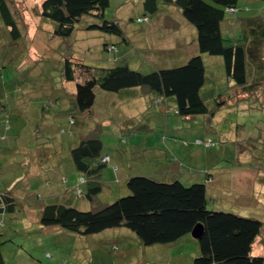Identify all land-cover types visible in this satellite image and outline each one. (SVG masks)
Returning <instances> with one entry per match:
<instances>
[{
	"label": "rangeland",
	"instance_id": "obj_1",
	"mask_svg": "<svg viewBox=\"0 0 264 264\" xmlns=\"http://www.w3.org/2000/svg\"><path fill=\"white\" fill-rule=\"evenodd\" d=\"M6 1L16 23L7 24L0 12V190L12 191L18 201L15 212L0 215L6 264H87L92 258L93 264H193L199 247L192 234L173 244L144 246L127 228L108 229L93 235L100 241L93 250L87 236L74 234V241H62V235L49 229L60 226L40 224L36 201L97 209L126 195L131 175L164 181L178 174L186 185L207 180L209 208L264 221V90L241 94L226 76L221 56L202 53L207 79L201 95L210 113L185 118L174 105L167 108L153 100L147 87L137 94L100 86L95 87L92 110L65 111L74 107L76 92V82L64 77L66 57L83 61L93 71L128 63L150 72L182 65L200 53L198 30L179 7L160 3L159 12L150 14L145 0H110L105 17L119 22L125 41L121 35L87 28L96 19L88 16L70 37L61 38L54 35L55 23L40 15L43 0ZM145 14L150 20L139 21ZM254 16L264 20V0H238L237 9L228 10L220 23L223 36L245 42V18ZM111 43L117 49H109ZM76 75L80 80L87 76L84 70ZM218 94L223 101L217 103ZM114 99L116 104L111 103ZM96 126L103 151L112 160L103 170L102 190L91 201L79 192L86 191V184L70 146ZM35 164L36 172L29 173ZM207 169L214 175L211 182ZM241 181H250L249 186L242 187ZM112 237L123 241L119 248L108 243ZM253 254H264V226Z\"/></svg>",
	"mask_w": 264,
	"mask_h": 264
},
{
	"label": "trees",
	"instance_id": "obj_2",
	"mask_svg": "<svg viewBox=\"0 0 264 264\" xmlns=\"http://www.w3.org/2000/svg\"><path fill=\"white\" fill-rule=\"evenodd\" d=\"M160 3L179 7L183 16L197 28L200 53L182 65L157 68L150 72L133 69L128 63L93 71V67L83 61L66 57L64 77L76 82V92L71 99L74 107L69 106L65 111L92 110L96 101L95 87L100 86L115 93L138 92L140 87H147L153 100H159L167 108L174 105L176 113L185 118L210 113L201 95L207 79L202 53L223 58L226 76L238 86L241 94H246L245 97L259 95L258 91L264 90L263 19L257 20L256 16L245 18L249 27L244 29L243 42L239 38H225L220 26L228 10L237 9L238 0H145L144 8L150 14H156ZM109 6L110 0H43L40 15L55 23L54 35L61 38L70 37L76 25L84 16H88L95 17L97 21L88 22L87 28L115 33L127 41L128 37L119 22L105 17ZM0 12L7 24L16 23L6 0H0ZM16 28H13L14 32L19 31ZM247 41L253 45H247ZM107 46L117 49L114 43ZM81 70L87 75L83 80L76 75V71ZM221 98L223 94L216 96L217 103ZM69 118L76 123L73 116ZM70 152L86 184V191L79 192L92 201L102 190V171L111 160L110 155H103L99 127L81 136L70 146ZM105 156L109 157L108 161L103 160ZM210 170L205 171L208 182L214 179ZM191 183L186 185L179 176L163 181L147 175H131L126 179L129 192L97 209L82 210L57 201L40 202L39 222L46 227L60 226L87 237L108 229L127 228L144 246L179 242L191 234L195 225L202 224L204 231L202 237L197 239L199 248L193 264H264V254H253V246L262 235L264 221L231 210L209 208L212 196L207 180ZM35 203L37 207L38 201ZM17 206V197L12 191L0 190V210L15 212ZM112 239L114 244H118L115 247L112 244L113 249L119 248V243L123 241L118 237ZM2 243L0 264H6ZM87 264L92 263L89 261Z\"/></svg>",
	"mask_w": 264,
	"mask_h": 264
},
{
	"label": "crops",
	"instance_id": "obj_3",
	"mask_svg": "<svg viewBox=\"0 0 264 264\" xmlns=\"http://www.w3.org/2000/svg\"><path fill=\"white\" fill-rule=\"evenodd\" d=\"M172 6V5H171ZM197 48H198V44H197ZM96 102V101H95ZM111 103L112 104H116V101H115V99L114 100H112L111 101ZM95 105V104H94ZM133 149H136V147H133ZM15 150V149H14ZM13 150V151H14ZM103 155H109V154H107V153H105V152H103ZM32 159H33V156H32V158H31V160H29V163L30 164H32ZM111 160H112V158H111ZM111 162V161H110ZM36 165L37 164H35V168L33 169V170H31L29 173H31V172H36V170H37V167H36ZM114 169H116V170H119V166H115L114 167ZM176 169H177V171H179V172H181V168L177 165L176 166ZM104 170V169H103ZM102 173H103V171H102ZM174 173H176V172H174ZM173 173V174H174ZM175 176H179L180 177V175H178V174H174V177ZM214 176V175H213ZM195 180H197V179H195ZM198 181H201V180H198ZM211 181H213V180H211ZM210 181V182H211ZM249 182L250 181H241L240 182V184H241V186H242V184H244L242 187H247V186H249ZM36 204V203H35ZM37 205H39V204H37ZM5 214V212H3V210H0V215H4ZM49 229H53L54 231H56L59 235H62L63 236V240L62 241H68L69 240V238H71V241L73 240L74 241V233H69L66 229H63V228H61V227H54V228H49ZM70 236V237H69ZM72 236V237H71ZM113 238V237H112ZM87 240H90L91 241V243H92V245H91V248H93V250L94 249H96V248H98L99 247V244H100V241H98V240H96V239H94L93 238V236H90V237H88V239ZM110 243H111V241L113 242V247H115V246H117L118 244H114V240L113 239H109L108 240ZM92 257V256H91ZM90 261H91V263L93 264V261H94V259L92 258V259H89ZM89 260L87 261V262H89Z\"/></svg>",
	"mask_w": 264,
	"mask_h": 264
},
{
	"label": "water",
	"instance_id": "obj_4",
	"mask_svg": "<svg viewBox=\"0 0 264 264\" xmlns=\"http://www.w3.org/2000/svg\"><path fill=\"white\" fill-rule=\"evenodd\" d=\"M203 231H204V228H203L202 224H197L193 228L191 234L194 238L200 239L203 235Z\"/></svg>",
	"mask_w": 264,
	"mask_h": 264
},
{
	"label": "built area",
	"instance_id": "obj_5",
	"mask_svg": "<svg viewBox=\"0 0 264 264\" xmlns=\"http://www.w3.org/2000/svg\"><path fill=\"white\" fill-rule=\"evenodd\" d=\"M138 20L139 21H147V20H149V18L146 16V17H144V18H138ZM112 48H114V46H112ZM115 49V48H114ZM103 160H105V161H108L109 160V157L108 156H105V157H103Z\"/></svg>",
	"mask_w": 264,
	"mask_h": 264
}]
</instances>
